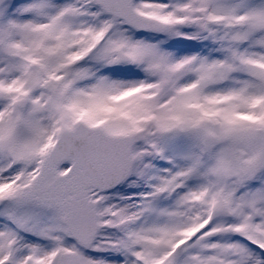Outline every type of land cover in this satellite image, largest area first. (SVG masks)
<instances>
[{
	"label": "rangeland",
	"instance_id": "obj_1",
	"mask_svg": "<svg viewBox=\"0 0 264 264\" xmlns=\"http://www.w3.org/2000/svg\"><path fill=\"white\" fill-rule=\"evenodd\" d=\"M135 7L167 30L138 31L94 0H0V264H59L66 250L85 264L264 261V168L245 173L264 126V0ZM79 120L131 135L135 158L122 184L95 192L89 248L23 194Z\"/></svg>",
	"mask_w": 264,
	"mask_h": 264
},
{
	"label": "water",
	"instance_id": "obj_2",
	"mask_svg": "<svg viewBox=\"0 0 264 264\" xmlns=\"http://www.w3.org/2000/svg\"><path fill=\"white\" fill-rule=\"evenodd\" d=\"M109 13L121 17L140 30L162 29L165 25L143 17L132 8L133 0H96ZM258 137L264 140V131ZM128 136L110 135L100 128H92L82 123L74 129H64L57 142L42 163L34 181L26 187V194L48 205L57 206L63 214L69 234L79 243L89 247L100 228L97 221V205L100 199H89V192L99 189L109 190L121 183L129 169H122L117 153L131 152ZM94 157L101 161L96 162ZM105 158V159H104ZM64 160H71V169L60 174ZM264 165L263 153L252 170ZM110 175H114L110 178ZM60 264H83L76 252L61 255Z\"/></svg>",
	"mask_w": 264,
	"mask_h": 264
},
{
	"label": "bare ground",
	"instance_id": "obj_3",
	"mask_svg": "<svg viewBox=\"0 0 264 264\" xmlns=\"http://www.w3.org/2000/svg\"><path fill=\"white\" fill-rule=\"evenodd\" d=\"M136 10L140 13V11L136 8ZM258 140H260L261 144L264 145V140L261 139V138H256ZM95 161L98 163L100 162L101 160L97 157H94ZM105 159V158H104ZM114 159L116 160H119L120 162V165L122 166V169L126 170V169H129V172L131 171V169L134 167L135 165V158H134V154H132L130 152V154L128 155V153L124 152V153H117V155L114 157ZM114 176V175H110V178ZM131 180V185H134V183L136 181H138L139 179H136V181L133 183V180ZM124 182V180L122 181ZM118 186V185H117ZM116 187V186H115ZM198 209L201 211L202 210V207L200 205H198ZM235 228V227H233ZM236 228L241 232L243 230V226L240 225V226H237L236 225ZM233 229L231 228L230 231H232ZM240 232H238L237 234V237H240ZM229 233H232V234H235L234 232H229ZM257 252H254L253 251V254L249 255V258H248V264H264V261L262 259H260L259 257H257Z\"/></svg>",
	"mask_w": 264,
	"mask_h": 264
}]
</instances>
